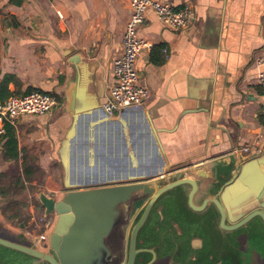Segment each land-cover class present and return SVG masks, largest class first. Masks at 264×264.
Returning a JSON list of instances; mask_svg holds the SVG:
<instances>
[{
	"label": "crops",
	"instance_id": "0c3cea01",
	"mask_svg": "<svg viewBox=\"0 0 264 264\" xmlns=\"http://www.w3.org/2000/svg\"><path fill=\"white\" fill-rule=\"evenodd\" d=\"M161 1L174 9L193 7L185 31L162 27L151 12L137 30L151 44L137 57L136 70L139 84L149 91L141 109L156 132L164 170L192 165L206 171L209 162L231 154L238 162L246 160L240 153L245 146L264 154V91L257 82L258 60L264 56V0ZM129 15V0H0V96L39 91L57 99L50 113L25 116L14 126L19 149L35 155L44 172L59 162L72 122L64 98L78 74L71 56L89 65L88 89L104 103ZM3 133L0 123V137ZM4 142L0 174L12 164L1 158ZM62 188L52 178L43 184L52 198L61 197ZM0 229L32 243L36 239L20 225L16 231L1 209Z\"/></svg>",
	"mask_w": 264,
	"mask_h": 264
},
{
	"label": "water",
	"instance_id": "95a60500",
	"mask_svg": "<svg viewBox=\"0 0 264 264\" xmlns=\"http://www.w3.org/2000/svg\"><path fill=\"white\" fill-rule=\"evenodd\" d=\"M70 63L78 74L64 93L72 118L58 150L64 192L55 201L38 191L43 215L54 218L46 247L0 229V248L25 257L23 264H125L130 220L164 182L141 181L160 177L165 160L146 113L138 108L108 116L88 89L89 65L79 55L71 56ZM250 156L238 162L231 154L207 165L209 170L233 169L230 175L224 172L230 178L220 194L224 210L211 199L230 221L234 214L238 217V194L242 192L243 200L256 199L264 187V154ZM204 171L197 169L198 178ZM185 183L194 185L184 179L160 192ZM257 200L263 202L264 197Z\"/></svg>",
	"mask_w": 264,
	"mask_h": 264
},
{
	"label": "flooded vegetation",
	"instance_id": "af4514ba",
	"mask_svg": "<svg viewBox=\"0 0 264 264\" xmlns=\"http://www.w3.org/2000/svg\"><path fill=\"white\" fill-rule=\"evenodd\" d=\"M224 172L230 175L233 169L207 170L200 179L197 169L189 165L141 181L164 182L154 198L141 202L130 220L125 264H264V201L257 200L264 197V187L252 200H243L240 192L238 217L234 214L230 221L213 201L224 210L220 194L230 179ZM184 179L194 185L160 192Z\"/></svg>",
	"mask_w": 264,
	"mask_h": 264
},
{
	"label": "built area",
	"instance_id": "2783aa9c",
	"mask_svg": "<svg viewBox=\"0 0 264 264\" xmlns=\"http://www.w3.org/2000/svg\"><path fill=\"white\" fill-rule=\"evenodd\" d=\"M130 15L121 35V52L112 60V83L108 86L105 102L101 104L103 111L110 117H118L124 110L141 108L149 98V91L139 84L136 70L137 57L143 50H150L151 44L137 36L138 28L144 23L146 14L153 13L162 27L173 31H185L193 20V7L186 4L180 9H174L169 3L161 0H129ZM164 52H166L164 50ZM261 71L258 75V85L264 91V56L258 60ZM57 105V99L49 94L32 91L23 96L12 95L0 99V123H8L13 127L25 116H43ZM245 146L240 149L243 155H259L260 149ZM252 151V152H251ZM53 199L58 201L59 195ZM51 216L44 215L39 223L32 222L43 232L36 237V242L46 247V235L52 226ZM36 224V225H35Z\"/></svg>",
	"mask_w": 264,
	"mask_h": 264
},
{
	"label": "trees",
	"instance_id": "16d2710c",
	"mask_svg": "<svg viewBox=\"0 0 264 264\" xmlns=\"http://www.w3.org/2000/svg\"><path fill=\"white\" fill-rule=\"evenodd\" d=\"M6 82L7 80L4 81V85ZM8 97H10V94L6 91L3 96H0V99L4 100ZM3 140L5 142L1 146L3 149L1 158L4 162H11L16 166V173L12 176L9 172L0 174V197L5 199L18 196L24 186H31L33 182L39 185L44 173L32 154L25 148L19 149L16 130L8 123H4V133L0 137V143ZM19 162L21 163L19 164ZM18 207V203L9 199L6 206L1 208V215L8 221L24 222Z\"/></svg>",
	"mask_w": 264,
	"mask_h": 264
},
{
	"label": "rangeland",
	"instance_id": "374dc122",
	"mask_svg": "<svg viewBox=\"0 0 264 264\" xmlns=\"http://www.w3.org/2000/svg\"><path fill=\"white\" fill-rule=\"evenodd\" d=\"M33 156L37 159L35 155ZM47 169L48 170L45 172L42 170L44 173V176L42 177L39 185H37L36 182H33L31 186L29 185L24 186V189L21 191V193L18 196L16 197L13 196L12 198H5L0 201V209L6 206L9 199L10 201L12 199L14 202L18 203V206H19L18 209L20 212V216L22 217L24 222L12 221L14 229H16V231H17V226L20 224H23L26 230V233L28 232V234L34 237L35 236L37 237L43 232V229H40V227H35L34 224L31 223L34 221L38 224L39 218L43 216V209L40 206V203L38 200V191L41 190L42 192H44L43 184L48 178H52L53 181H57V180H59V182L62 181V169L60 167L59 162L52 163L49 167H47ZM8 171L11 176L15 174L16 173L15 164H11ZM61 185H62V182H61ZM49 219L52 221V218H49ZM24 239L26 240L25 237ZM35 242H36V239H35ZM35 242L33 243V245H36L42 248L40 244L37 245V242L36 243ZM27 243L30 244L31 242L29 243L27 241ZM23 261H26L25 257L20 256L18 254L12 255L11 253H8V252L5 253L3 249L0 248V264H23Z\"/></svg>",
	"mask_w": 264,
	"mask_h": 264
}]
</instances>
